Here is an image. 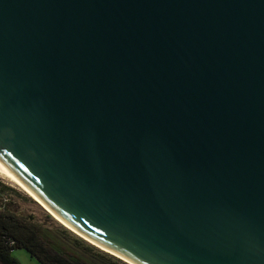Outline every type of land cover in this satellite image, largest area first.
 Returning <instances> with one entry per match:
<instances>
[{"label":"water","instance_id":"water-1","mask_svg":"<svg viewBox=\"0 0 264 264\" xmlns=\"http://www.w3.org/2000/svg\"><path fill=\"white\" fill-rule=\"evenodd\" d=\"M0 176L126 264H264V0H0Z\"/></svg>","mask_w":264,"mask_h":264},{"label":"trees","instance_id":"trees-1","mask_svg":"<svg viewBox=\"0 0 264 264\" xmlns=\"http://www.w3.org/2000/svg\"><path fill=\"white\" fill-rule=\"evenodd\" d=\"M19 194L0 181V264H21L12 253L20 248L42 264H126L66 227L50 228L32 214H21L12 202Z\"/></svg>","mask_w":264,"mask_h":264},{"label":"rangeland","instance_id":"rangeland-1","mask_svg":"<svg viewBox=\"0 0 264 264\" xmlns=\"http://www.w3.org/2000/svg\"><path fill=\"white\" fill-rule=\"evenodd\" d=\"M0 181L12 188H15L18 192H20L19 195H16L12 198V202L14 203L13 207H16L18 212L25 215L32 214L33 217L44 223L45 226L49 225L50 228H56L58 226H62V228H65V226L55 220L44 208H42L38 203H36V201H34L33 198L30 197L20 187L16 186L15 184L11 183L10 181L4 179L1 176ZM12 253L13 256L20 261L21 264H42L37 258L33 257L25 249H15Z\"/></svg>","mask_w":264,"mask_h":264},{"label":"bare ground","instance_id":"bare-ground-1","mask_svg":"<svg viewBox=\"0 0 264 264\" xmlns=\"http://www.w3.org/2000/svg\"><path fill=\"white\" fill-rule=\"evenodd\" d=\"M22 189V188H21ZM23 190V189H22ZM25 191V190H23ZM26 192V191H25ZM30 197L33 198V200L37 201L43 208H45V210L55 219L57 220L58 222H60L63 226H65L67 229L70 228L71 229V226H69L68 224H66L64 221H62L58 216H56L51 210H49L42 202H40L38 199H36L34 196H32L31 194H29L28 192H26ZM85 237V236H84ZM87 240H89L90 242L94 243L93 241H91L90 239H88L87 237H85ZM97 248H101L102 250H106L108 251L107 249L99 246L98 244L94 243ZM110 252V251H108ZM112 253V252H111Z\"/></svg>","mask_w":264,"mask_h":264}]
</instances>
